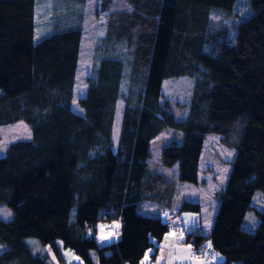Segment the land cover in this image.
<instances>
[{
	"label": "trees",
	"instance_id": "trees-1",
	"mask_svg": "<svg viewBox=\"0 0 264 264\" xmlns=\"http://www.w3.org/2000/svg\"><path fill=\"white\" fill-rule=\"evenodd\" d=\"M85 1L56 0L52 30L36 41L37 0H0V125L24 120L32 129V138L0 157V204L13 211L0 219V264H50L28 237L52 244L61 264H76L62 248L83 264H139L171 228L162 214L173 210L177 184L149 163L151 141L166 127L182 132L161 153L165 166L178 164L181 181L199 182L209 133L236 149L226 185L214 194L210 233L173 226L200 255L213 256L204 245L211 240L224 255L213 264H264V211L255 231L243 227L256 190L264 193V0H251L254 13L244 21L216 30L209 14L232 10L236 0H101L105 32L79 112L72 100ZM182 75L195 81L189 111L178 119L162 86ZM144 203L162 210L142 214ZM201 209L184 200L178 214ZM113 220L121 222L120 238L100 245L89 230Z\"/></svg>",
	"mask_w": 264,
	"mask_h": 264
},
{
	"label": "rangeland",
	"instance_id": "rangeland-1",
	"mask_svg": "<svg viewBox=\"0 0 264 264\" xmlns=\"http://www.w3.org/2000/svg\"><path fill=\"white\" fill-rule=\"evenodd\" d=\"M56 0H37L36 3V24L35 40H40L47 36L52 30L54 24ZM101 0H86L84 4L83 15V43L82 53H80L79 69L76 76V86L74 89V96L72 106L76 111L83 112L80 104V99L83 98L87 92V76L93 65L95 56V43L97 39L105 32L104 15L98 14L96 9L100 6ZM218 9V8H215ZM63 11V8H61ZM212 11L209 14L211 28L216 30L218 27L224 29V24L231 26L244 21L247 17L254 13L251 0H236L234 7L230 11ZM65 19V17H63ZM62 18V19H63ZM213 25V26H212ZM237 31H232V36L226 42L233 44L235 42L234 34ZM215 49V47H214ZM207 50V49H206ZM218 50H215L216 53ZM195 77L190 75H182L178 77H170L164 79L162 92V99H169V103L174 115L181 119L186 116L189 111V103L192 96ZM124 91L126 89L124 88ZM124 107V100L118 102V110L116 114V121L114 125V149H117L118 141L122 126V109ZM32 138L31 126L24 120L0 125V157L5 155L7 148L13 142ZM172 140L181 141L182 132L171 127L164 128L160 134L154 137L151 141L149 157L150 165L171 177L177 184V192L174 199V207L182 203L184 200L198 202L202 209L199 212L181 211L178 217L177 210H170L172 219L177 223L189 229V226H201L205 234H209L213 226L214 217L217 212L218 200L215 197V191L220 190L226 185L227 179L232 170V162L236 155V149L227 147L221 142V135L219 133H209L205 138V143L201 153L200 172L201 180L197 183L181 181L179 179L178 164L173 166H165L162 163L161 153L164 146L171 143ZM141 205L139 211L142 214H159V207L154 206L151 212L147 211L150 204ZM252 209H250L245 217L243 227L249 231H255L260 217L257 211H264V193L262 190H256L252 199ZM75 213V209L73 210ZM13 215L12 209L0 204V219L9 220ZM171 218V217H170ZM202 220V221H201ZM121 222L119 220L101 221L97 224V230L90 229L89 234L95 235L100 245H108L116 242L120 238ZM167 240V241H166ZM26 241L35 254L46 255L50 264H61L58 254L52 244H43L36 237H28ZM183 241V242H182ZM154 246L149 248L139 264H212L213 262H222L224 255L216 252L213 248L211 240H206L204 243L206 250H211L213 256L199 255L195 257L193 244L187 241L186 231H178L171 227L165 239L159 243L154 239ZM167 242L170 246H165ZM180 245L181 248L177 255L172 256V248L175 245ZM58 244L63 247V242L58 239ZM190 248H188V245ZM65 256L69 259L73 258L76 264H83L79 256L68 254ZM92 256L97 260V253L92 251Z\"/></svg>",
	"mask_w": 264,
	"mask_h": 264
},
{
	"label": "crops",
	"instance_id": "crops-1",
	"mask_svg": "<svg viewBox=\"0 0 264 264\" xmlns=\"http://www.w3.org/2000/svg\"><path fill=\"white\" fill-rule=\"evenodd\" d=\"M201 180V177L199 176V181ZM216 192V191H215ZM148 206V208H147V211L148 212H151L152 210H153V208H154V206H158L159 207V205H155V204H153V205H147ZM179 207H180V203L178 204V206L177 207H173V209L174 210H177V211H179ZM161 210H162V207L160 206L159 207V213L161 212ZM159 215V214H158ZM178 217H180V213L178 214ZM164 239H165V236H164ZM163 239V240H164ZM162 240V241H163ZM167 241V240H166ZM183 242V241H182ZM161 243V242H160ZM190 243V242H189ZM165 246L167 247V246H170V245H172V244H168L167 242H165ZM191 244V243H190ZM188 245V248H190V245L189 244H187ZM180 248H181V246L180 245H178V243H177V245H175V246H173V248H172V250H171V252H172V256L174 257L175 255H177L178 254V252H179V250H180ZM193 250H194V254H195V252L197 251L196 250V248L194 247V245H193ZM64 251H66V252H68L69 250H66V249H64ZM63 254H64V257L67 259V257L65 256V252H63ZM68 254H71V255H73V252L72 251H69V253ZM201 256H203V255H201ZM70 259H72V257H70L69 258V260ZM68 260V259H67ZM73 260V259H72ZM214 263V262H213ZM212 263V264H213Z\"/></svg>",
	"mask_w": 264,
	"mask_h": 264
},
{
	"label": "built area",
	"instance_id": "built-area-1",
	"mask_svg": "<svg viewBox=\"0 0 264 264\" xmlns=\"http://www.w3.org/2000/svg\"><path fill=\"white\" fill-rule=\"evenodd\" d=\"M171 217V218H170ZM162 219L165 223L169 224V226L174 227L176 230L181 231L182 227L181 226H173L174 225V220L172 219V213L169 210H165L162 214ZM203 252V250L201 251ZM208 254H211L210 251L207 250ZM200 253H195V257H199Z\"/></svg>",
	"mask_w": 264,
	"mask_h": 264
}]
</instances>
